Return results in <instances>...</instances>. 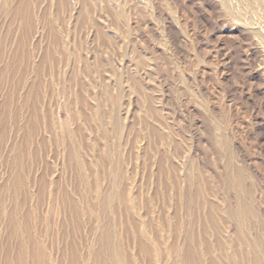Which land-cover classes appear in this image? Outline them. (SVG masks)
I'll use <instances>...</instances> for the list:
<instances>
[{
    "label": "rangeland",
    "instance_id": "rangeland-1",
    "mask_svg": "<svg viewBox=\"0 0 264 264\" xmlns=\"http://www.w3.org/2000/svg\"><path fill=\"white\" fill-rule=\"evenodd\" d=\"M255 13L0 0V264H264Z\"/></svg>",
    "mask_w": 264,
    "mask_h": 264
},
{
    "label": "bare ground",
    "instance_id": "bare-ground-1",
    "mask_svg": "<svg viewBox=\"0 0 264 264\" xmlns=\"http://www.w3.org/2000/svg\"><path fill=\"white\" fill-rule=\"evenodd\" d=\"M220 2H221V4L222 5H224L225 7H227V8H231V9H233L234 7L236 8V6H237V4H245V5H247L248 6V8H249V10L250 11H254V12H257V13H259V16H260V20H259V23H260V25H262V26H264V0H220ZM257 13H255V14H257ZM103 129H105V127H103ZM233 172V171H232ZM240 172V171H239ZM238 172V173H239ZM240 175H241V173H239ZM233 176H234V173L232 174ZM240 175H238V177L240 178ZM196 176H197V174H196ZM244 176H245V174H244ZM113 177H115V178H118L119 177V173H118V170L117 169H115L114 171H113ZM242 177V176H241ZM178 178V177H177ZM176 178V179H177ZM229 178V177H228ZM234 178V177H233ZM232 178V179H233ZM245 178V177H244ZM243 178V179H244ZM180 179V178H179ZM231 179V178H230ZM229 179V180H230ZM246 179V178H245ZM240 181H241V179H240ZM117 182V181H116ZM175 182V181H174ZM231 182H232V180H231ZM246 182V181H245ZM171 183V182H170ZM230 183V182H229ZM233 183V182H232ZM240 182H238L237 184H239ZM235 184H236V182H235ZM242 184V183H241ZM117 185V184H116ZM243 185H244V183H243ZM239 187V186H238ZM231 188V187H230ZM243 188V187H242ZM173 189V188H172ZM229 189V188H228ZM174 190V189H173ZM230 190V189H229ZM235 190V189H234ZM230 192V191H229ZM236 192V191H235ZM242 192V191H241ZM178 194V193H177ZM176 196V195H175ZM181 195L179 194V197H180ZM213 198V197H212ZM184 199V198H183ZM237 200V199H236ZM243 200V199H242ZM246 200V199H245ZM176 201V200H175ZM247 201V200H246ZM223 202H224V204H226V202H228L227 201V198H225L224 200H223ZM242 202V201H241ZM210 204L211 205H213L212 207H214L215 209H216V207H217V209H218V207L219 206H217L215 203L213 204V202L211 201L210 202ZM241 204H243V203H241ZM244 205L245 204H243V207H244ZM227 207V206H226ZM225 207V208H226ZM233 207V206H232ZM248 207V206H247ZM224 208V209H225ZM230 209V208H229ZM235 209H236V207H235ZM225 210H227V208L225 209ZM234 210V209H233ZM232 210V211H233ZM249 210H251V209H249ZM229 212V211H228ZM234 212H236V211H234ZM249 212V211H248ZM218 213V212H217ZM222 213V212H221ZM230 213H231V211H230ZM238 213H239V211H238ZM251 213H253V211L251 212ZM226 214V213H225ZM235 214V213H234ZM244 214V213H243ZM233 215V214H232ZM244 215H247V214H244ZM231 216V215H230ZM251 216V215H250ZM211 218V220L214 222V218L212 217V215H210V216H208V218ZM225 217V216H224ZM228 217V216H227ZM236 217V216H235ZM207 218V219H208ZM222 219H223V217H222ZM232 219V218H231ZM237 219V218H236ZM243 219V218H242ZM241 219V220H242ZM216 220V219H215ZM228 220H229V218H228ZM217 221V220H216ZM224 221V220H223ZM232 221V220H231ZM236 221V220H235ZM251 221V220H250ZM244 222V221H243ZM246 222V221H245ZM226 224V223H225ZM234 224V223H233ZM240 224V223H239ZM175 226V228H176V224L174 225ZM238 226V225H237ZM241 230H242V228H241ZM245 232V231H244ZM235 233V232H234ZM237 235V234H236ZM241 235V234H240ZM105 238H106V241H107V243L109 244V241L111 240V238H112V233L110 234V233H107V235L105 236ZM202 238V237H201ZM238 238V237H237ZM242 238V237H241ZM238 240H240V239H238ZM238 240H237V242H238ZM256 240V239H255ZM115 243V242H114ZM172 243V242H171ZM201 243H203V250L204 251H206V254H207V252L209 253V254H211L209 251H210V249H211V244L213 245V243L212 242H210V241H208V240H205V239H203V240H201ZM251 243V242H250ZM259 243H260V241H259ZM115 244H117V243H115ZM114 244V247L115 246H117V245H115ZM210 244V245H209ZM111 245V244H110ZM179 245H180V243L179 242H173V244H171V246H169V255H168V259L170 258V260L173 258V256H174V254L176 253V251H178V249L179 248H181V247H179ZM215 245H216V243H215ZM239 245V244H238ZM112 246V245H111ZM250 247H253V246H250ZM109 249V248H108ZM145 249L150 253V254H154L155 255V252H157V254L158 255H160V254H162V250H161V248H159V247H157L156 245H154L152 242L149 244V246L148 247H145ZM252 250V249H251ZM155 251V252H154ZM248 251V250H247ZM255 251V250H254ZM121 251H118V249L116 248V250H115V248L113 249V255H115L116 256V263L117 264H120V262L122 261V258H121V253H120ZM213 252V251H212ZM257 252V251H256ZM255 252V253H256ZM178 253V252H177ZM199 253V252H198ZM164 254V253H163ZM205 254V255H206ZM254 254V253H253ZM212 255V254H211ZM258 255V254H257ZM161 256V255H160ZM159 256V257H160ZM164 256V255H163ZM192 256V255H191ZM43 257V256H42ZM209 258V257H208ZM220 260H221V257L219 258ZM159 260H161L162 262L164 261V257H160L159 258ZM209 260V259H208ZM221 262V261H220ZM219 262L217 261V260H215V259H213V258H211L210 260H209V264H218ZM222 264V263H221ZM224 264H225V262H224Z\"/></svg>",
    "mask_w": 264,
    "mask_h": 264
}]
</instances>
